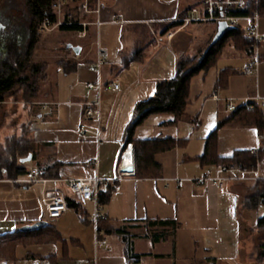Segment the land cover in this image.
Instances as JSON below:
<instances>
[{
  "label": "crops",
  "instance_id": "0c3cea01",
  "mask_svg": "<svg viewBox=\"0 0 264 264\" xmlns=\"http://www.w3.org/2000/svg\"><path fill=\"white\" fill-rule=\"evenodd\" d=\"M203 14V0H100V12L85 15L89 24L82 33L61 30L67 35L56 36L67 41L53 54L58 58L55 75L43 61L33 92L27 86L24 99L10 100L18 104L21 132H0V149H11L0 169V234L46 220L57 238L20 244L16 259L0 264H129L122 231L141 254L139 264H264L257 262L264 242V228L257 222L264 216V203L250 206V199L264 191V154L254 170L224 171L228 179L223 185L192 181L222 168L204 165L200 157L219 121L232 114L228 104L264 101V40L256 72H244L251 53L229 41L217 62L192 78L182 118L152 114L136 128L139 140L178 141L155 154L161 165L158 177L137 176L134 144L125 146L137 104L154 96L159 81L175 75L180 60L199 55L211 44L218 23L196 45L195 35L187 33L191 22H203ZM259 28L264 31V18ZM39 43L38 35L35 46ZM68 44L79 46L80 52ZM231 46L234 62L220 68L218 62ZM6 51L0 50V61ZM261 146L258 127L229 120L218 129L215 154L230 157ZM127 147L134 172L112 183L102 205L109 218L104 226L109 230H100L106 244L97 243L93 200L82 203L81 210L68 206L60 217L49 218V197L61 194L79 201L68 180L115 179ZM29 154L31 160L22 162ZM12 163L27 172L39 169L47 181L21 183L26 174H14Z\"/></svg>",
  "mask_w": 264,
  "mask_h": 264
},
{
  "label": "trees",
  "instance_id": "16d2710c",
  "mask_svg": "<svg viewBox=\"0 0 264 264\" xmlns=\"http://www.w3.org/2000/svg\"><path fill=\"white\" fill-rule=\"evenodd\" d=\"M29 13L31 16L30 29L33 35L30 39L26 56L16 48H10L6 51V57L0 61V100L5 92L11 91L19 82L28 81L29 76L21 75L26 62L30 59L38 35L41 32L44 20H49L51 23L57 21V15L53 13V0H26ZM77 4V0H72ZM92 8L94 4L91 3ZM64 12V18L67 20L69 16L72 19L78 20L79 15L74 9L76 6L68 7ZM258 13L260 19L264 18V0H246V6L243 9L235 11L237 15H251ZM62 31H77L83 27L80 24H62L59 26ZM232 41L238 49L245 50L250 53V43L246 35V30L242 25H238L233 31L227 34L222 40L210 47L199 55L192 57H185L179 61L176 73L173 77L164 79L158 82L157 89L154 96L140 101L134 111L132 121L126 129L125 146L129 143L134 144L136 175L139 177H158L161 174V165L156 162L155 154L171 149L178 145V141L167 139H148L139 140L134 137L136 128L142 124L146 118L152 114L171 113L174 114L176 120L185 115L186 107L189 101L190 84L194 76L201 71H206L212 67L225 47V45ZM39 70L38 66L34 68L36 73ZM223 79V75L221 76ZM36 80V79H35ZM34 80V82H36ZM221 82V79H220ZM229 120H236L242 124H251L258 127L260 136L262 138V146L256 151H237L230 157H220L215 154L217 145L218 129L226 124ZM264 154V111L260 105H256L254 109H249L245 104L237 106L232 114L226 119L218 123L217 128L210 134L207 140L205 153L200 157L201 162L205 164L216 165L221 168H240L242 170L256 169L259 160ZM11 170L16 175H24L27 173L25 167L15 166L11 164ZM112 186L99 193L100 202L104 205L111 194ZM68 206H74L76 209H82L80 201L74 202L71 196H66ZM264 203V191L257 196L250 199V206L256 207L258 204ZM109 218L100 221L99 229L101 231H108L105 226ZM164 224L166 222H163ZM257 226L264 228V216L260 217ZM54 226L48 223L45 227L32 231L15 230L0 234V260L11 261L16 259V249L20 244H27L30 242H42L54 240L57 234L54 232ZM104 231V232H105ZM123 234L126 242V251L129 264H139L141 254L136 253L134 245L129 235ZM264 261V242L259 246L257 262Z\"/></svg>",
  "mask_w": 264,
  "mask_h": 264
},
{
  "label": "built area",
  "instance_id": "2783aa9c",
  "mask_svg": "<svg viewBox=\"0 0 264 264\" xmlns=\"http://www.w3.org/2000/svg\"><path fill=\"white\" fill-rule=\"evenodd\" d=\"M70 2H72V0H53L52 9L53 13L57 15V21L55 23H51L49 20H44L42 28L43 25L46 27H55L62 24H80L83 27L81 29L83 31L89 24V22H87L85 19V15L100 12V0H77V7L81 12V16L79 15L78 20L72 19L71 15L67 20L65 18L63 20H58V16L60 17L62 9L69 5ZM91 3H95L93 8ZM203 5L204 14L202 17H199V20L213 21L218 24L224 21L228 25H233L235 27L242 25L245 28L246 35L250 43L251 60L245 65L244 72L246 74H252L256 72L260 63V44L264 40V31H261L259 28L260 15L258 13H253L251 15L235 14L236 10L243 9L246 6V0H203ZM82 14L84 15L82 16ZM184 20L189 21L190 18H185ZM243 21H247L248 24L244 26L242 24ZM96 23L100 24V20H98ZM81 30H77V32L82 33ZM89 86L93 85L89 84ZM114 87L118 89L119 85L115 84ZM258 99L262 98L258 96ZM243 104H245V106L249 109H254L257 104L261 107H264V101L258 102L254 99L246 100ZM228 108L233 111L237 108V105L231 101L228 104ZM88 113H92V109L88 110ZM129 148L130 147H127L121 155L119 173L115 179H102L95 176L90 179L68 180L69 190L78 197L81 203H85L89 200H93L95 202V208L92 214L91 222L96 229L98 244L107 243V240L102 237V232L99 229V223L100 221L108 218L106 213L102 211V203L100 202L99 193L102 190L110 188L115 180H121L126 175L133 173L125 170L128 166L132 165L131 163L127 162V154L132 156V150ZM227 170V168L222 167L216 175L197 177L193 178L192 181L200 185H207L208 183L223 185L224 181L228 179V177L224 176L223 174L224 171ZM19 181L25 185H31L39 181L45 182L47 179L43 176L42 171L37 168H33L26 173L24 179ZM183 183V179L178 180L179 185H183ZM46 208L49 218H58L68 208L66 198L61 194L53 195L46 200Z\"/></svg>",
  "mask_w": 264,
  "mask_h": 264
},
{
  "label": "rangeland",
  "instance_id": "374dc122",
  "mask_svg": "<svg viewBox=\"0 0 264 264\" xmlns=\"http://www.w3.org/2000/svg\"><path fill=\"white\" fill-rule=\"evenodd\" d=\"M76 6L77 4H74L72 2L69 3L64 9H62L59 19H64V12L67 11L68 7ZM78 15L81 14L78 7L74 9ZM0 23H4L5 29L0 30V34L4 36H0V50H9L10 48H16L19 50L23 57L26 56L28 46L30 39L33 35V32L31 31L29 25L31 21V16L29 13V9L27 6L26 0H0ZM243 25H247V21L242 22ZM60 26V25H59ZM59 26L46 27L43 25V28L41 29V32L39 33V38L41 40V43H39V46H35V49L32 52V55L30 59L26 62L24 65V68L22 70V74L24 77L29 76L28 81H22L19 82L12 91L4 94L1 99H4L2 102H0V127L2 125L12 124L13 127H5L3 126L0 129L1 133L8 131L7 133H10V130H12L14 133L21 132V125H16L20 123V119L18 118L19 114V108L18 104L15 102L10 104V100H22L25 98L26 92H27V86L30 89V91L33 92V90L36 88L37 84L34 82L35 77H38V79H41V75L39 74L37 76V73L34 72V68L38 66L40 69L42 62H46L50 65V75L53 77L55 75V69H57V64L54 63L55 60H58V58H54L53 54L56 53V50L60 49V46L64 43H66V38H57L56 36L61 33V30ZM212 28H217V23L213 21H203V22H196L193 21L190 23L189 27L187 28V33L195 35L196 42L201 39V35H203L205 32L209 31ZM62 36L67 35V33H61ZM69 34V33H68ZM28 35V36H27ZM204 38V35H203ZM62 39V41H60ZM43 40V41H42ZM75 40V39H74ZM62 42V43H60ZM167 44V42H166ZM195 45L190 46L192 47V51L194 52ZM63 49V48H62ZM235 52V49L231 46L227 48L223 56L219 60V67L222 68L228 64H232L234 62L233 54ZM45 54L46 58H42V55ZM6 57V55H4ZM36 81V80H35ZM29 83V84H27ZM29 91V93H30ZM6 100V101H5ZM9 100V101H8ZM8 101V102H7ZM17 114L16 116L12 115L10 117V114ZM12 134V133H11ZM11 152V149H0V169L1 164L7 163L8 154Z\"/></svg>",
  "mask_w": 264,
  "mask_h": 264
},
{
  "label": "water",
  "instance_id": "95a60500",
  "mask_svg": "<svg viewBox=\"0 0 264 264\" xmlns=\"http://www.w3.org/2000/svg\"><path fill=\"white\" fill-rule=\"evenodd\" d=\"M3 24L0 23V26H2ZM236 27L233 25H228L226 22H220L219 26H218V30L210 44V47L215 45L216 43H218L220 40H222L227 34H229L231 31H233ZM69 48H72L76 53H79L81 48L79 46H73L72 44H68ZM32 158V154H29L26 157H23L21 159L22 162H27L30 161ZM125 170L130 171V172H134V165H130L128 166ZM48 224V221L46 220H39L33 224H28V225H24L21 230L23 231H32V230H37L40 229L42 227H45Z\"/></svg>",
  "mask_w": 264,
  "mask_h": 264
},
{
  "label": "bare ground",
  "instance_id": "6f19581e",
  "mask_svg": "<svg viewBox=\"0 0 264 264\" xmlns=\"http://www.w3.org/2000/svg\"><path fill=\"white\" fill-rule=\"evenodd\" d=\"M131 153V151H130ZM127 162H131V156L129 154H127Z\"/></svg>",
  "mask_w": 264,
  "mask_h": 264
},
{
  "label": "flooded vegetation",
  "instance_id": "af4514ba",
  "mask_svg": "<svg viewBox=\"0 0 264 264\" xmlns=\"http://www.w3.org/2000/svg\"><path fill=\"white\" fill-rule=\"evenodd\" d=\"M1 22V21H0ZM4 23H3V25L2 26H0V30H3V29H5V27H4ZM0 36H4V35H2V34H0Z\"/></svg>",
  "mask_w": 264,
  "mask_h": 264
}]
</instances>
